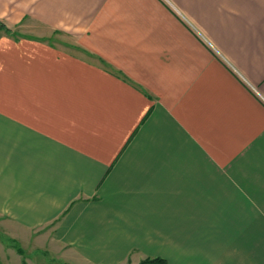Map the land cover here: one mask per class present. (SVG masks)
<instances>
[{
  "label": "crops",
  "instance_id": "0c3cea01",
  "mask_svg": "<svg viewBox=\"0 0 264 264\" xmlns=\"http://www.w3.org/2000/svg\"><path fill=\"white\" fill-rule=\"evenodd\" d=\"M0 21L10 237L48 226L69 264H264V0H0Z\"/></svg>",
  "mask_w": 264,
  "mask_h": 264
},
{
  "label": "rangeland",
  "instance_id": "374dc122",
  "mask_svg": "<svg viewBox=\"0 0 264 264\" xmlns=\"http://www.w3.org/2000/svg\"><path fill=\"white\" fill-rule=\"evenodd\" d=\"M55 33L51 37L55 38ZM47 227L35 230L29 241L13 239L0 226V262L9 264V262H21L24 264H69L63 262L60 257L53 254V250L42 247L40 236L46 233ZM49 228V227H48ZM46 243H50V239H46ZM38 241V242H37ZM41 245V246H40ZM21 249L19 251L18 249Z\"/></svg>",
  "mask_w": 264,
  "mask_h": 264
},
{
  "label": "trees",
  "instance_id": "16d2710c",
  "mask_svg": "<svg viewBox=\"0 0 264 264\" xmlns=\"http://www.w3.org/2000/svg\"><path fill=\"white\" fill-rule=\"evenodd\" d=\"M0 27L5 29L6 31H11V29L9 27H7L4 23H2L0 21ZM19 251H21V249H18ZM166 260L162 257H147L146 259L142 260L140 263L138 264H165Z\"/></svg>",
  "mask_w": 264,
  "mask_h": 264
}]
</instances>
